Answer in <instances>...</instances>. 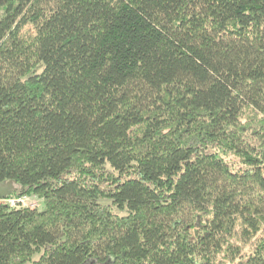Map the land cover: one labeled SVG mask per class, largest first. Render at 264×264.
Here are the masks:
<instances>
[{"label": "trees", "instance_id": "16d2710c", "mask_svg": "<svg viewBox=\"0 0 264 264\" xmlns=\"http://www.w3.org/2000/svg\"><path fill=\"white\" fill-rule=\"evenodd\" d=\"M9 181L0 264H264V0H0Z\"/></svg>", "mask_w": 264, "mask_h": 264}, {"label": "rangeland", "instance_id": "374dc122", "mask_svg": "<svg viewBox=\"0 0 264 264\" xmlns=\"http://www.w3.org/2000/svg\"><path fill=\"white\" fill-rule=\"evenodd\" d=\"M20 199H24L23 203L21 204V207L37 209L39 211H42L44 209L43 201L37 197H23Z\"/></svg>", "mask_w": 264, "mask_h": 264}, {"label": "water", "instance_id": "95a60500", "mask_svg": "<svg viewBox=\"0 0 264 264\" xmlns=\"http://www.w3.org/2000/svg\"><path fill=\"white\" fill-rule=\"evenodd\" d=\"M17 186L13 181L0 183V198L7 199L17 190Z\"/></svg>", "mask_w": 264, "mask_h": 264}, {"label": "built area", "instance_id": "2783aa9c", "mask_svg": "<svg viewBox=\"0 0 264 264\" xmlns=\"http://www.w3.org/2000/svg\"><path fill=\"white\" fill-rule=\"evenodd\" d=\"M20 200H16V199H6V200H2V199H0V204L1 203H9V204H11V205H15V204H17L18 202H19ZM24 201V200H23Z\"/></svg>", "mask_w": 264, "mask_h": 264}, {"label": "bare ground", "instance_id": "6f19581e", "mask_svg": "<svg viewBox=\"0 0 264 264\" xmlns=\"http://www.w3.org/2000/svg\"><path fill=\"white\" fill-rule=\"evenodd\" d=\"M10 199V198H9ZM16 199V198H15ZM16 200H20L17 204H15L14 206L13 205H11V204H9V203H7V204H9L10 205V207H12V208H18V207H21V204L23 203V200L24 199H16Z\"/></svg>", "mask_w": 264, "mask_h": 264}]
</instances>
